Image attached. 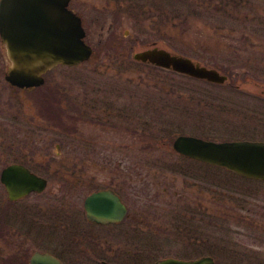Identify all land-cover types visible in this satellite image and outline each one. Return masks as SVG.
Instances as JSON below:
<instances>
[{"label":"rangeland","instance_id":"1","mask_svg":"<svg viewBox=\"0 0 264 264\" xmlns=\"http://www.w3.org/2000/svg\"><path fill=\"white\" fill-rule=\"evenodd\" d=\"M220 1L71 0L70 6L83 16L86 41L96 55L91 61L73 67L57 66L46 74V83L38 90L46 93L52 89L51 94L59 97L58 105L66 112L64 115L78 116L75 131L54 123L45 104L47 100L42 96L40 99L35 88H0V160L5 153L4 144L14 140V134L23 144L20 154L48 155L52 159H57V155L78 158L73 162L76 168L71 169L70 163L69 169L65 166L59 168L58 161L56 174L47 175L51 176L49 182L55 193L58 246L67 244V237L72 235L69 230L86 227L83 201L95 185H88L86 181L97 175L111 185L129 186L132 196L127 201L129 211H136L138 217L127 218L114 229L90 227L92 233L103 234V237H108V232L112 240L118 233L142 238L137 245L142 246L144 253L139 258L130 259L128 264H151L158 258L179 253L190 258L200 255L202 251L191 247L183 251L181 240L160 242L165 225H172L171 219L163 213L171 208L182 209L184 205L196 202L197 197L212 206L210 195L216 197L217 245L213 256L217 263L264 264V181L243 179L223 167L180 159L172 146L176 135L191 132L186 128L193 124H184L178 119L181 116L178 107L183 102L177 98L182 95L180 92L186 96H199L197 92L215 94L217 98L206 96L198 101H188L201 108L202 123L216 126L203 132L220 139L224 138L220 135L222 132L231 136L229 130H225L228 123H232L230 118L237 123V131H244L238 115L229 114V107L232 111H239V104L232 108L221 97H227V92L264 90V0H239L244 4L238 9H229V12L228 4L222 10L216 8ZM140 10L147 15L143 12L135 14ZM154 11L159 19L152 22L151 12ZM175 13L179 19H169ZM110 24L119 33L126 31L130 34L126 38L131 35L138 38L135 48L130 50L155 42L172 52L217 68L228 76V80L222 84L210 83L140 65L131 61L133 51L129 50L119 57L111 47L106 50L101 46ZM135 69L138 71H133ZM86 98H99L111 111L124 114L125 122L117 128L103 127L93 118L84 122L79 115V104ZM210 101L211 107L207 105ZM248 102L264 112V104L257 99L250 98ZM66 108H71L70 113ZM220 113L226 116L218 115ZM64 121L70 123V118ZM40 164L47 169V163ZM1 166L0 161V169ZM65 176L75 182L74 190L66 189L68 179L60 182ZM45 194H49V188ZM218 195L225 199L220 200ZM221 202L223 204H219ZM152 203L155 207L150 206ZM228 214L243 222L226 223ZM131 221L133 225L129 224ZM120 228L126 232L119 231ZM155 230L159 233L156 238L151 237V232L156 234ZM149 236L152 239L145 240ZM113 241L114 251L104 245L102 255L95 262L101 264L104 259L114 264L113 254L130 245L125 239ZM96 245L93 254L97 256L99 247ZM86 256L95 259L92 253L87 252ZM83 264H91V261Z\"/></svg>","mask_w":264,"mask_h":264},{"label":"flooded vegetation","instance_id":"2","mask_svg":"<svg viewBox=\"0 0 264 264\" xmlns=\"http://www.w3.org/2000/svg\"><path fill=\"white\" fill-rule=\"evenodd\" d=\"M70 2H69L68 7L73 9L72 6H70ZM242 3L244 4L243 1L240 2L239 0H225V1L221 0L220 3L216 6V8L218 10H222L229 5V8L227 10V12H229V9L231 8L238 9V7L242 5ZM225 4H228V5H225ZM73 10L77 13L75 9ZM155 13L156 11L151 12V18L154 19V22L155 20H157V13L156 14ZM77 14L80 15L82 19V24L85 30L84 40L86 41L87 32L84 26V19H83V16H81V14L79 13ZM119 32L120 31H117L114 28V26L110 24L108 28L107 36L105 37L104 41L102 40L101 46H104L106 50H110V47H111L112 51L118 52L117 56L121 57V55L124 54L125 51L127 50L131 52L133 51L130 49L135 48L138 38L136 36L133 37L132 35H131V38H126V37H129L130 34H128L126 31L123 32L122 34ZM86 43L88 42L86 41ZM152 46H159V45L153 42L151 45H147L140 49H135L133 53L131 54L132 55L131 61H135L136 63H139L140 65H148L151 67L160 68L161 70L163 69V71L164 70L171 71L168 68L160 67V66L154 65L147 61L138 60L134 57V53H136L137 51L144 50ZM159 47L168 49L164 46H159ZM0 49L3 50L1 43H0ZM0 54H1L0 55V88H2L4 86L5 87L9 86V83L6 81V78H5L9 62H6V57L4 56V54L2 53ZM95 55H96V51L92 47V53L90 57L85 61H89V60L91 61L92 56H95ZM85 61H82L80 63H83ZM131 61L129 65L132 64ZM80 63L74 64V65L58 64L54 68H56L57 66L73 67V66L79 65ZM54 68H51L47 70L45 73H43L44 81L41 85L33 87L35 88V90H37L38 93L41 92V90H38V89H40V87L46 83V74L50 72L51 70H53ZM133 71L136 72L138 71V69H135ZM180 75L183 76L184 74H180ZM3 82L5 84H3ZM137 83L138 82L135 81L134 84L137 85ZM10 87L15 88L12 86ZM17 89H27V88H17ZM180 93L182 95L177 93L178 95H180L177 98H180V101L183 99V102H182V105L178 107V111L180 112V115H181L178 117V119L181 120V122H183L184 124H189V123H193V124H189L192 126L191 128H186L188 129V131H191V132L180 133V134H177L176 137L178 135H189V136L200 137L203 139H210L214 141H223V140H232V139L264 140V112H263V109L258 106H251L249 105L250 103L248 102V99L254 98L264 104V90L246 91V92L237 91L235 93L227 92V94H229L227 97H221L223 100L226 99L227 101L224 100L226 102V105H230L232 106V108H233V105L239 104L240 106L239 111H232L231 107H229V111H230L229 114L234 113L238 115L239 119L241 120L240 122L241 127L242 129H244V131H241V132L237 131L235 129V128H238L236 127L237 123L233 122L232 118H230L229 121H231L232 123H228L229 127L227 126L228 129L226 128L225 130L226 131L229 130L227 132L229 134L231 133V136L228 137L227 136L228 134H225L222 132V134L220 135H224L223 136L224 138H220V139L209 136L207 133L203 132V131H206L207 129L209 130L215 129L216 126H208L204 122L202 123L200 121L201 120L200 118L201 108L195 106V102H193V104H190L188 101V100L198 101L200 99L205 98L206 96H208L209 98H217L215 97V94H213L212 92H197L196 94L199 96H186V94H184L183 92H180ZM132 94L134 96L135 93L133 92ZM97 104H99V106ZM102 104H104V102H102L99 98L83 99L82 102H80L79 104L80 113L82 114V120L87 123V122L92 121V118H93L94 120H96V122L97 121L104 122V124L101 123V126L103 127H109V126L113 128L120 127L122 122L123 123L125 122L124 114L111 111V108L106 107L105 104L104 105ZM207 105L211 107L212 105L211 101ZM210 107H206V108L209 109ZM70 109L71 108H66V111L68 110V112L70 113ZM1 110L2 108L0 109V112ZM1 114L2 113H0V115ZM218 115L226 116L223 113H220ZM77 124L78 123L76 122L72 123V125L75 126V129H72L71 125L68 126L66 129L68 131H75L77 129L76 127ZM22 145L23 144L20 141L19 142L17 141L16 134H14V140L8 141L6 144H4L5 153L0 160L1 165H2L0 169V196H2L1 197L2 207L0 210V221H1L0 222V226H1L0 227V264H29L31 257L35 252H44V253L53 255L57 257L63 264H83V263H88V261H91V264H98V262H95V260L97 257L98 258L100 257L99 255L103 252L104 245H109L110 251H114L116 246L113 245L115 243V241L113 240H117V239H125V241H128L130 245L127 246V248L125 249L118 250L119 252L117 254L115 253L113 254L114 264H128L130 262L129 261L130 259L134 260L142 256V254L144 253V249L142 248V246L137 245L138 243L137 241L143 240V239L135 235H128V234L126 235L125 233L126 229L124 228H120L118 230L119 231L122 230V232L125 233V235L119 234V233L115 234L113 235V238H114L113 240L111 238V235L108 232H107V235L111 239H109L105 235L103 237V234L92 233L90 227L98 226L102 229L103 228L104 229L105 228L114 229V228H118L122 223H124L127 218L135 219L138 217V214L136 213V211L134 212L129 211L127 201L129 200V198L132 197L131 192L129 191V186L119 185V184L111 185L109 181L108 182L104 181L103 178L97 175L90 176V178L86 181L88 182L87 183L88 185L95 183V185H92V189L90 190V192L103 190V189L112 190L114 193H116L121 198V200L126 205L127 210H126L124 217L120 221L114 222V223H95V222L88 221L86 219L85 211H84V219L86 222V227L82 228L81 226L80 228L78 226V227H75V229L69 230L71 231L72 235L68 236L66 234L68 236L67 244L58 246L57 238L55 235L56 234L55 232L56 216H57L56 215V204H55L56 202L54 198L55 193L52 191L53 187L52 185H50V182H49L51 176L48 177L47 175L56 174L58 161L60 162L58 166L59 168H63L65 166L69 169V163H70L71 169L76 168L75 165H73V162L78 161V158L74 156L73 157L71 156L63 157L60 155H57L56 157L55 155L57 159H52V158H49L48 155H44V156H39L36 154L23 155L22 153L20 154V152L23 151ZM56 146L59 147V144L56 143ZM174 152H175V155L180 159L188 160L193 163L200 162L194 158H191L190 156L178 153L175 150ZM40 163H45V164L47 163L46 165L47 169H43ZM200 163L209 165L203 162H200ZM11 164H21L25 166L26 168H28L36 176L42 177L43 179H45L46 183L43 189L41 190L31 189L30 191H27L26 193H23L22 195L18 197L12 198L9 194L6 183L2 182L1 180L2 171ZM65 179H68V184L66 183L67 186L65 185L66 189L67 190L73 189L72 187L75 185V182H72V179L70 176L61 177L60 182H64ZM76 179H79V177H77ZM81 181H83L84 183V179H81ZM34 185L37 187V182H35ZM47 188H49L48 195L45 194V191ZM209 198H211V202L214 203V205L208 206L206 202L199 200V198L197 197L195 198L196 202L184 205L182 209L171 208L168 211L164 212L163 216H165L168 219L170 218L172 225L171 227H169L168 225H165L166 230L160 237L162 238L160 242L168 243V241L169 240L171 241L172 239L181 240L182 242L181 248L183 251H185L186 249H189L190 247L195 250L202 251L200 255L194 258H198L202 256L214 257L213 255H214V252L216 250V245H217V242L215 239L216 223H217L216 197H213V195H210ZM218 198L220 200L225 199L223 195L222 196L218 195ZM219 204H223V203L221 202ZM150 206L155 207V204L152 203ZM228 217H229V214H228ZM225 221L226 223H230L231 221L243 222V221L234 219L232 217L225 219ZM12 223H14L15 225H13ZM133 223L134 222L132 221L129 222L130 225L131 224L133 225ZM159 226L162 229L161 224H159ZM208 228H209V231H208ZM101 232L104 233L105 230ZM155 233L156 234H153L151 232V237L156 238L159 233L156 232V230H155ZM151 237L149 236L148 238H145V240H151L152 239ZM147 242H150V241H147ZM94 245H96V247H99V250L96 253L97 256L93 254L95 250ZM87 252L92 253V255L95 256V259L90 260L89 257L86 256ZM182 256L183 255L179 253L178 255L174 254V255L165 256V257L191 259L190 257H182ZM109 262L110 261L108 260L107 261L104 259L101 260V264H109Z\"/></svg>","mask_w":264,"mask_h":264},{"label":"water","instance_id":"3","mask_svg":"<svg viewBox=\"0 0 264 264\" xmlns=\"http://www.w3.org/2000/svg\"><path fill=\"white\" fill-rule=\"evenodd\" d=\"M70 0H0V36L9 58L6 79L16 87L43 83V73L57 64L74 65L90 57L92 47L84 40L82 19L68 7ZM138 60L172 69L214 83H224L227 76L214 67L188 56L152 46L134 53ZM173 148L200 161L224 166L245 177L264 179V141H213L179 135ZM12 198L31 189L41 190L45 179L21 164L7 166L1 175ZM31 182V183H30ZM37 182V187L34 183ZM88 220L96 223L120 221L126 205L110 189L93 191L84 199ZM211 256L184 260L162 258L155 264H212ZM29 264H63L57 257L35 252Z\"/></svg>","mask_w":264,"mask_h":264},{"label":"trees","instance_id":"4","mask_svg":"<svg viewBox=\"0 0 264 264\" xmlns=\"http://www.w3.org/2000/svg\"><path fill=\"white\" fill-rule=\"evenodd\" d=\"M139 12H143L142 10H140V11H136V13H139ZM162 12H164V11H162ZM162 12H160V15L162 16ZM144 13V15L146 14L145 12H143ZM173 13V12H172ZM171 13V14H172ZM177 13H175L173 16H169V19L170 18H175L174 20H176V19H179L178 18V16L179 15H176ZM161 16H160V18H161ZM157 19H159V17H157ZM151 20L152 21H154V19L153 18H151ZM156 21V20H155ZM159 22V21H158ZM51 92H53V90L51 89V90H49V91H47L46 93H44V92H40V99H41V96H42V98H44L45 100H47L46 101V105L48 106L47 108L48 109H50V114H49V116L52 118V119H54V123L56 124V125H58V126H60V127H63V128H67L68 126H70L71 125V127H72V129H75V126L74 125H72V123H77V121H76V119L78 120L79 118H78V116L77 115H75V116H72V115H64L66 112L64 111V108H62V107H60L59 105H58V100H59V97L58 96H52V95H50L51 94ZM46 96H48V98L46 97ZM44 100V101H45ZM53 102H54V106H52V104H53ZM64 115V116H66V117H64V119H69L70 118V123H69V121L68 122H66V121H64V119H63V117H60L61 115ZM80 116H81V118H82V114L80 113L79 114ZM107 117V116H106ZM71 119H72V121H71ZM97 123H103L104 124V122H102V121H97ZM215 264H218L217 263V261H216V263Z\"/></svg>","mask_w":264,"mask_h":264}]
</instances>
